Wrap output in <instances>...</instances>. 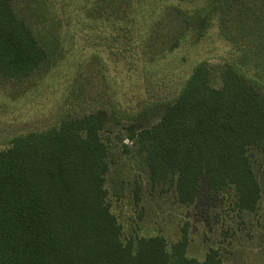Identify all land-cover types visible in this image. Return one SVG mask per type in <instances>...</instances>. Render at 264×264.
Returning a JSON list of instances; mask_svg holds the SVG:
<instances>
[{
    "label": "rangeland",
    "instance_id": "374dc122",
    "mask_svg": "<svg viewBox=\"0 0 264 264\" xmlns=\"http://www.w3.org/2000/svg\"><path fill=\"white\" fill-rule=\"evenodd\" d=\"M26 1L14 0V10L50 37L55 62L22 81L0 77V146L15 135H46L67 117L101 110L108 200L123 239L163 234L169 246L185 229L188 257L202 260L216 249L224 264H264V169L256 167L261 198L254 211H238L230 191L206 188L195 203L179 204L172 189L148 183L143 156L129 138L131 130L158 120L161 105L201 62L211 70L212 85L219 84L217 65L230 62L264 92V2L190 0L176 8L175 0ZM145 67L152 74H144Z\"/></svg>",
    "mask_w": 264,
    "mask_h": 264
},
{
    "label": "trees",
    "instance_id": "16d2710c",
    "mask_svg": "<svg viewBox=\"0 0 264 264\" xmlns=\"http://www.w3.org/2000/svg\"><path fill=\"white\" fill-rule=\"evenodd\" d=\"M175 1L179 8L190 0ZM114 6L123 9L121 2ZM152 11L141 15L138 29ZM36 27L14 10V0H0L1 78L22 81L55 62L50 37ZM217 66L218 85L205 62L196 64L161 105L158 120L129 138L143 156L148 183L172 189L179 204L195 203L206 188L230 191L238 211H254L261 198L256 167L264 169V92L232 63ZM104 123L96 110L67 117L46 135L25 132L0 146V264H224L216 249L202 260L188 257L185 229L169 246L163 234L123 239L108 200Z\"/></svg>",
    "mask_w": 264,
    "mask_h": 264
}]
</instances>
